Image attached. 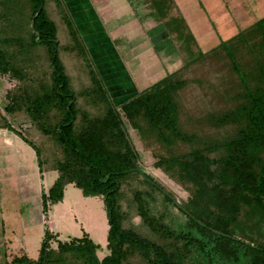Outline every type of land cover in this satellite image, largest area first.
<instances>
[{
  "label": "trees",
  "instance_id": "trees-1",
  "mask_svg": "<svg viewBox=\"0 0 264 264\" xmlns=\"http://www.w3.org/2000/svg\"><path fill=\"white\" fill-rule=\"evenodd\" d=\"M131 3L144 18L135 1ZM150 5L148 14L162 29L148 34L153 37L165 29L179 43L183 63L117 103L66 0H0V72L20 81L5 109L11 115L26 114L40 138L16 130L5 118L0 125L35 150L41 173L57 171L42 193L45 211L50 202L63 200L68 184L103 200L110 249L100 258V245L87 232L68 241L58 239L54 248L58 232L47 226L37 257L17 255L8 264H134V257L146 264H264V15L205 49L176 0H150ZM158 41L154 37L157 50ZM212 59L225 61L235 74L232 88L222 87L225 104L193 122L194 127L224 131L217 135L183 126L179 94L188 83H205L203 78L179 77L182 69L208 65ZM126 119L143 138L166 148L168 154L157 165L178 167L194 183L190 198L179 199L189 213L135 169L134 158L144 167ZM176 144L187 148L175 152L171 147ZM134 177L151 190L132 188ZM128 190L142 222L162 241L125 225L128 214L122 201ZM153 192L183 213L186 222L177 228L160 220L151 207Z\"/></svg>",
  "mask_w": 264,
  "mask_h": 264
},
{
  "label": "rangeland",
  "instance_id": "rangeland-1",
  "mask_svg": "<svg viewBox=\"0 0 264 264\" xmlns=\"http://www.w3.org/2000/svg\"><path fill=\"white\" fill-rule=\"evenodd\" d=\"M134 1L138 6V12L143 17L145 16L143 23L147 27V32L148 30L154 32V29H159V27L162 29V25L158 23L155 17L148 14L152 9L150 0ZM227 1H218V6L223 11L219 14L220 20L213 26L221 35L231 34L234 29L228 28L230 26L234 28V23L245 26L247 22L252 23L255 20L254 17L253 19L243 20L241 17L244 14H238L239 17L232 21L228 13V2L230 1ZM188 7L190 8L191 6ZM193 7L196 10L198 9L196 2ZM255 7L257 12L255 16L264 14V0H261L258 4L256 1ZM198 12L202 14L200 11ZM211 14H213V17L217 15L215 12H211ZM204 16L202 15L201 22L199 20L191 21L202 26V34H207L209 29L205 25L207 22ZM197 17V19L200 18L198 15ZM55 18L60 20L57 15ZM150 23L153 24L152 27ZM219 26L221 31L218 30ZM213 34L214 37L209 39L208 44L205 43L203 45L205 49L213 47L219 41V36H216L215 33ZM60 35L62 41L66 42V34L63 30ZM149 36L153 43L154 37L161 40L157 42L161 44L159 46L160 56H158L160 59L151 64V70L145 72L146 74L141 76L143 77L142 79L140 77L137 78L138 73L135 71L139 61L134 58L129 59V66L132 71L134 70L133 75L140 82L139 86H136L137 91L143 90L164 75L177 70L183 63V57L178 51L179 43L177 40L172 39L165 29L161 30L160 33L155 31L153 37ZM90 54L93 58L91 52ZM209 62L210 64L208 65L199 63L197 64L198 66L192 65L189 68H184L178 74L181 78L198 77L205 79L203 84L199 82L188 83L179 92L180 100L182 101V122L186 129L202 133L212 132L217 135L224 133V131L217 132L206 125H199L198 123L197 127H194L193 118L204 115L212 107H221L225 104L220 97L221 90L222 87L226 86L232 88V80L235 78V74L231 72L227 63L221 59H212ZM125 82L128 85V77ZM19 84L20 81L13 77L10 72H0V123L5 118L16 130L26 133L32 139H39L40 134L37 133V129L32 125L26 114L18 112L15 115H11L5 109V106L10 102L9 94ZM110 93L114 100L119 99L118 101L115 100L117 103L123 99L115 98L116 95L112 91ZM128 94L126 97H131L133 91ZM126 126L139 152V162L144 169L167 189L171 190L178 199L188 200L195 190L194 183L184 177V175H181L178 167L166 168L157 165L160 156L168 154L166 148L160 143L143 138L139 130L135 129L127 119ZM171 148L175 152H181L187 146L185 144H176ZM57 175L55 170H46L41 173L35 150L19 134L0 125V264H8L14 256L22 254H28L32 258L37 257L45 228L48 226L51 229L50 223L53 226V230L58 232V236L52 240L54 248L58 246V239L68 241L72 237H81L84 232H87L93 241L100 245L97 251L100 258L110 252L107 246L108 217L104 202L99 196H85L80 188L70 184L66 187L65 196L61 202L53 204L50 202L48 210L45 211L43 209L42 193L43 191H48ZM130 183L132 188L140 187L151 190L150 187L142 184L139 178L134 177ZM153 194L154 198L150 199L151 207L160 220L177 228L186 222L185 215L176 207L162 199L160 194L154 192ZM122 208L128 214V218L125 220L127 227L133 226L142 234L156 241H162L159 236L154 234L142 222V218L137 213L136 202L133 200V191L128 190L122 201ZM49 216H51L50 223L48 222ZM172 251L175 250L172 249ZM187 259L191 262L193 261L192 257ZM132 262L134 264H146L139 257L132 258Z\"/></svg>",
  "mask_w": 264,
  "mask_h": 264
},
{
  "label": "crops",
  "instance_id": "crops-1",
  "mask_svg": "<svg viewBox=\"0 0 264 264\" xmlns=\"http://www.w3.org/2000/svg\"><path fill=\"white\" fill-rule=\"evenodd\" d=\"M176 1L202 46L205 43L208 44L209 39L214 37L213 33L219 36L217 42L219 43L221 39H226L235 34L240 27V25L234 23V28L233 26L228 28L234 29L229 35H221L219 31L215 30L213 26L220 20L219 14L223 11L218 6L219 0ZM228 1V13L232 21L239 17L238 14H244L241 17L243 20L253 19V17L256 19L264 15L255 16L257 14L255 10L256 1L258 4L261 0ZM66 2L108 88L115 93V98H123L120 102L128 99L130 96H126L129 95L130 91H133V94L137 92L136 86H139L140 83L137 78L142 79L141 76L151 70V64L160 59L158 57L160 52L155 48L147 32V27L143 23L145 17L141 18L137 14L131 0H66ZM195 2L198 6L197 10L193 7ZM225 10L227 11L226 8ZM211 12H215L216 17H213ZM197 15L200 16L199 19H197ZM202 15H205V21L207 22L205 25L209 29L205 28L208 31L207 34H202V26L191 21L199 20L201 22ZM248 23L250 22H247L246 25ZM150 26L152 27L153 24L150 23ZM218 30L221 31L220 26ZM132 58L139 61L135 70L138 73L137 78L134 77V70L132 71L129 66L128 61ZM125 77L129 79L128 85H126ZM115 100L118 101L119 99ZM50 221L51 216L48 219L49 223ZM50 227L53 230L51 223Z\"/></svg>",
  "mask_w": 264,
  "mask_h": 264
},
{
  "label": "water",
  "instance_id": "water-1",
  "mask_svg": "<svg viewBox=\"0 0 264 264\" xmlns=\"http://www.w3.org/2000/svg\"><path fill=\"white\" fill-rule=\"evenodd\" d=\"M133 161L135 162V169L137 171H139L141 173V175L143 176V178L149 182H151L152 184H155L156 186H158L160 189L163 190V192L170 196L172 198V200L175 202V204L180 207L181 209H183L185 212L189 213V211L185 208V206L180 202L179 199H177L175 196H173L167 189H165L159 182H157L156 180H154L153 178H151L147 172L138 164L136 158L133 159ZM198 222L201 224H204L203 221H201L200 219H198Z\"/></svg>",
  "mask_w": 264,
  "mask_h": 264
}]
</instances>
